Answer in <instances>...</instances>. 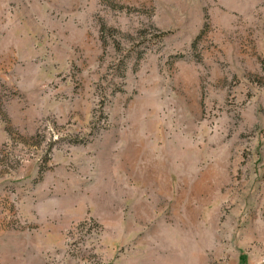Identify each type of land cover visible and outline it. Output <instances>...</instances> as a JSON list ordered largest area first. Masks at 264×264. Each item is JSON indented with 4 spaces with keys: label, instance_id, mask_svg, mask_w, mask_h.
I'll return each mask as SVG.
<instances>
[{
    "label": "rangeland",
    "instance_id": "1",
    "mask_svg": "<svg viewBox=\"0 0 264 264\" xmlns=\"http://www.w3.org/2000/svg\"><path fill=\"white\" fill-rule=\"evenodd\" d=\"M0 264H264V0H0Z\"/></svg>",
    "mask_w": 264,
    "mask_h": 264
}]
</instances>
